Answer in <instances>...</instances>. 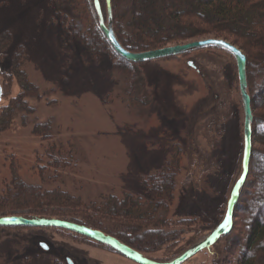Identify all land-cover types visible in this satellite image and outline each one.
Masks as SVG:
<instances>
[{
    "label": "rangeland",
    "instance_id": "374dc122",
    "mask_svg": "<svg viewBox=\"0 0 264 264\" xmlns=\"http://www.w3.org/2000/svg\"><path fill=\"white\" fill-rule=\"evenodd\" d=\"M89 4L0 0V111L22 94L20 75L39 93L37 98L26 96L29 111L18 110L5 127L0 125V192L12 181L65 192L84 210H73L75 221L61 218L116 234L115 219L101 212L103 201L110 196L124 200L126 195L147 200L145 180L162 173L174 158L179 166L166 216L174 224L166 230L170 241L137 250L152 261L168 262L221 225L242 173L244 111L236 61L217 47L146 63L123 61ZM126 14L133 18L130 10ZM66 18L90 26L85 34L95 51L65 32ZM92 22L110 46L96 37ZM71 25L67 32L74 31ZM125 28L131 31L129 25ZM209 38L216 37L170 45ZM260 76L264 78V69ZM263 104L264 95L258 114ZM35 127H41L38 134ZM54 146L56 153L64 151L67 163L51 160L47 151ZM261 147L254 137V148ZM40 211L13 208L0 217L60 218L62 212L53 206ZM240 216L234 217L237 226L230 234L183 264H235L231 236L239 233ZM120 236L136 247L146 235L133 231ZM0 264L137 263L65 229L0 226Z\"/></svg>",
    "mask_w": 264,
    "mask_h": 264
},
{
    "label": "trees",
    "instance_id": "16d2710c",
    "mask_svg": "<svg viewBox=\"0 0 264 264\" xmlns=\"http://www.w3.org/2000/svg\"><path fill=\"white\" fill-rule=\"evenodd\" d=\"M99 3L105 17L108 12L107 1L99 0ZM89 5L94 18H98L94 0H90ZM111 5L117 38L122 46L131 52L161 49L173 46L171 43L213 35L231 42L245 53L248 88L254 115L253 132L256 142L263 147L257 149L253 147L250 174L234 212L235 218L237 214L241 215V227L239 226V233L236 235L232 233L231 237L237 255L235 264H264V104L261 105L263 112L259 114L257 112V108L259 110L257 105L264 95V78L260 76L264 69V0H111ZM126 9L130 10V17H133L131 21L127 19ZM134 13L137 16L134 17ZM66 21L67 18L63 27L65 32L74 36L77 41L89 48L90 52L95 51L96 47L90 49V40L85 34L86 30H90V26H84L81 22L76 23L75 19ZM92 23L91 28L97 33L96 37H99L105 46H110L106 39L101 37V32L94 22ZM71 24L74 31L67 32ZM128 25L130 32L125 28ZM19 79L22 94L15 98L8 108L1 109V126L4 124L5 127L7 119L14 112L30 110L24 101L28 94L35 98L39 95L26 77L20 75ZM39 128L41 127H35V133H39ZM43 129L51 132V127ZM51 150L49 149L47 153L55 164L61 161L67 163L64 160L66 154L62 149L56 153L54 146ZM178 166L179 163L172 158L162 173L154 174L145 180L147 200L136 199L131 195H126L124 200L116 196L106 198L100 209L103 214L115 219L113 228L117 232L116 234H112L110 230L103 232L140 252L146 249L145 247L156 248L169 242L170 234H166V230L174 224L166 216L171 203L169 200L173 197ZM44 206L57 207L62 211L61 216L56 215L60 216L58 219L66 220L61 218L66 217L70 221L76 219L74 209L84 210L81 203L76 202L65 192L45 191L39 186L21 181H12L10 187L0 192V212L13 208H34L40 211ZM117 211L122 213L119 215ZM117 218H124L127 223ZM235 225L237 224L234 223L233 230ZM133 231L144 232L146 235L144 238L139 237V242L135 243L136 247L122 240L120 236L122 233Z\"/></svg>",
    "mask_w": 264,
    "mask_h": 264
},
{
    "label": "water",
    "instance_id": "95a60500",
    "mask_svg": "<svg viewBox=\"0 0 264 264\" xmlns=\"http://www.w3.org/2000/svg\"><path fill=\"white\" fill-rule=\"evenodd\" d=\"M106 1L108 5L107 20L102 13L100 3L97 7V0H94L99 18L100 29L102 30L108 42L111 44L114 51L120 57L129 62L146 63L159 59L183 55L195 50L204 49L208 47H218L224 49L231 53V55L234 57L237 66L239 89L244 111V150L242 159V173L231 192V197L228 201L226 217L221 223V225H219V227L214 230L206 239L195 244L176 259L164 263H159L148 259L142 253L124 244L119 239L111 235H107L102 231L95 230L84 225H79L77 223H73L67 220L48 217L28 218L19 215H11L0 217V226L61 228L85 236L106 246H109L116 252L120 253L121 255L125 256L126 258L137 264H183L187 260L197 255L199 252H202L205 249H211L212 246H214L221 239V237L230 234L234 227V212L236 206L239 203L241 191L244 188L250 174V164L254 147V115L252 109V100L248 88L246 69L247 58L244 52L236 45L232 44L227 40L216 38H209L186 44L173 45L161 49L149 50L144 52H131L125 47H123L117 38L113 27V13L111 0ZM1 94L2 89L0 87V99ZM42 247L48 249L47 246L44 244H42Z\"/></svg>",
    "mask_w": 264,
    "mask_h": 264
},
{
    "label": "flooded vegetation",
    "instance_id": "af4514ba",
    "mask_svg": "<svg viewBox=\"0 0 264 264\" xmlns=\"http://www.w3.org/2000/svg\"><path fill=\"white\" fill-rule=\"evenodd\" d=\"M216 48V47H215ZM218 48V47H217ZM200 50V49H199ZM193 52V51H192ZM189 53H191V52H189ZM189 53H186V54H183V55H179V56H184V55H187V54H189ZM188 63H191V66H193V64H192V62H188ZM116 253H118V252H116ZM120 254V253H119Z\"/></svg>",
    "mask_w": 264,
    "mask_h": 264
},
{
    "label": "snow or ice",
    "instance_id": "6c2138e0",
    "mask_svg": "<svg viewBox=\"0 0 264 264\" xmlns=\"http://www.w3.org/2000/svg\"><path fill=\"white\" fill-rule=\"evenodd\" d=\"M98 5H99V0H97V7H98Z\"/></svg>",
    "mask_w": 264,
    "mask_h": 264
}]
</instances>
